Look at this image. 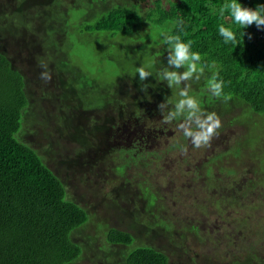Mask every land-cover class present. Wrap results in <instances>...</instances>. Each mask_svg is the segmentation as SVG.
<instances>
[{
  "label": "trees",
  "instance_id": "obj_1",
  "mask_svg": "<svg viewBox=\"0 0 264 264\" xmlns=\"http://www.w3.org/2000/svg\"><path fill=\"white\" fill-rule=\"evenodd\" d=\"M87 1L0 0V264H71L86 248H93L91 244L85 245L82 237L90 214L70 196L65 182L49 165L51 150L45 146L42 154L24 140L26 135L33 134L36 123L41 124L35 115L37 109L50 119L52 131L73 141L76 148L72 160L77 165L99 169L102 161L118 153L120 162L112 170L119 175L125 173L130 162L150 167L149 182L142 178L138 185L148 214L157 220L139 223L147 229L145 236H164L170 245L137 244L138 236L133 233L137 222L110 225L106 231L108 243L124 246L136 243L122 254L119 264H264L259 243L238 240L241 227L236 224L230 226L228 238H216L225 248L222 252L231 256L229 260L219 259L206 253H192L184 242L186 233L192 238H202L201 221L192 219L177 236L176 222L168 214L160 215L152 209L164 199L163 191L157 186V174H165L162 166H168L169 157L175 153L172 151L180 152L177 145L190 143L181 133L178 141L165 138L161 144L166 127L161 111L166 114L172 103L162 110L158 105L174 103L179 99L178 90L169 88L160 79L159 72L167 64L164 56L154 60L159 64L145 81L133 76L120 78L112 84H117L114 92L119 91V95L111 97L110 91L103 94L100 104H90L86 97L96 91L88 83L76 81L68 70L69 57L61 47L67 39V24L60 19L68 8ZM223 2L104 0L108 7L106 14L93 25L85 26L86 30L128 33L141 23L143 11H146V21L156 25L168 23L169 30L178 17L183 19V31L173 34L191 42L192 50L200 52L202 61L208 65L202 80L187 82L191 84V94L198 97L206 111L217 113L222 124L218 134L203 148L212 150L229 140L224 149L217 150L200 165L202 171L204 167L211 168L213 160H220L222 151L229 145L258 130L257 119L264 114V30H258L255 23L242 30L227 15L221 18L216 10ZM239 2L251 9L264 5V0ZM221 23L236 32L235 43H223L218 34ZM44 71L50 73V80L41 78ZM215 71H219V78L224 81V95L229 99L212 97L206 90V78ZM43 107H53L54 112L49 113ZM231 126L243 133L233 142L227 138ZM168 128L169 133L172 129ZM52 131L48 136L53 135ZM121 139L127 143L119 146ZM182 158L177 157V161ZM231 167L232 175L219 185L210 182L206 185L213 192L218 191L222 200L229 197L245 204L240 198L253 195L257 190L256 179L257 182L264 180V170L259 163L245 160ZM199 172L194 171L188 180L190 185L198 175L207 182L204 179L207 173ZM247 172H253L254 177H249Z\"/></svg>",
  "mask_w": 264,
  "mask_h": 264
},
{
  "label": "rangeland",
  "instance_id": "obj_2",
  "mask_svg": "<svg viewBox=\"0 0 264 264\" xmlns=\"http://www.w3.org/2000/svg\"><path fill=\"white\" fill-rule=\"evenodd\" d=\"M149 5L153 6V2ZM107 11L108 7L106 8L104 0H89L86 3L71 6L60 16V19L67 24L65 33L67 39L61 47L66 50L69 57L68 70L76 81L78 80L81 84L86 82L88 87L96 91L86 97L92 105L100 104L103 94H109L110 91L111 97L114 94L119 95V91L114 92L117 84L112 85L118 83V79L126 76L139 78L136 68L140 66L154 73V67L159 64L154 63V60L167 57L165 46L158 43L157 34L160 30L168 31L170 25L168 23L156 25L146 21V11L141 12L143 18L141 23L128 33L85 29V26L93 25ZM45 110L49 113L54 112L53 107ZM35 115L41 124L36 123L33 126V134L26 135L24 140L36 146L42 154H44L42 149L45 146L46 149L51 150L48 158L49 165L65 182L70 196L82 204L90 214V220L83 226L82 237H84L85 245L91 244L93 248H86L81 257L71 264H119L122 254L134 247L136 243L129 246L108 243L106 231L110 225H122L130 221L138 223L133 230V233L138 236L137 244L145 242L155 246L169 247L170 244L164 236H145L147 229L139 223L140 220L142 222L157 220L156 217L148 214L141 198L140 185H138L142 178L145 182H149L150 167L130 162L125 168V173L119 175L112 170V167L120 162L118 153L102 161L99 169L89 168L86 164L79 166L72 160L73 151L76 148L73 141L52 131V122L38 109ZM179 123L180 121L176 124L174 122L165 124L162 145L165 143V138L169 141H178L182 133L178 128ZM257 123L260 124L258 130L246 139L245 137L239 139L243 134L240 128L229 127L227 138H230V142H233L234 138L239 139V142L223 150L221 159L213 160L211 168L204 167L202 171L200 165L215 155L217 150L224 149L229 143L228 139L212 150L210 147L197 149L188 143V146H185L186 151H172L175 153L174 156L169 157V160L175 162L167 161L168 166H162L165 174L163 176L157 174L159 178L157 186L163 191L164 199L162 204L156 203L152 209L160 215L168 214L169 218L176 222L174 223L178 229L176 235L179 236L182 232L181 228L192 219L201 221L202 238H192L190 233H186L184 242L191 248L192 253H206L211 257L219 259L226 257L225 259L229 260L230 254L222 252L225 248L216 238L218 236L228 238V234L231 235L230 226L235 224L241 227L237 236L238 240L244 238L250 239V242L257 241L260 250L264 252V180L257 182L256 179L257 190L253 195L240 198L245 204L229 197H223L224 200H222L218 197V191L213 192L211 187L207 186L208 182L219 185L224 178L231 176V166L239 161H255L264 170V114L257 119ZM168 127L172 129L169 133ZM51 131L53 135L48 136ZM126 143L124 139H121L118 145ZM177 157H183V160L177 161ZM194 171L207 173L206 178L204 177L207 182L198 175L194 176L196 181L190 185L188 180L192 178ZM247 175L254 177L255 174L247 172ZM223 203L226 208L222 205ZM245 215L251 217L248 219Z\"/></svg>",
  "mask_w": 264,
  "mask_h": 264
},
{
  "label": "clouds",
  "instance_id": "obj_3",
  "mask_svg": "<svg viewBox=\"0 0 264 264\" xmlns=\"http://www.w3.org/2000/svg\"><path fill=\"white\" fill-rule=\"evenodd\" d=\"M216 12L221 18L227 15L232 24L239 29L243 30L255 23L258 30H264V5L251 9L243 7L239 0H224ZM183 27L184 21L178 17L172 22L170 30H160L157 34L158 43L165 46L164 50L167 52V64L159 72L160 79L166 81L169 88H176L179 96L174 103L168 101L158 107L162 110L168 103H172V107L166 114L161 111L163 122L171 124L174 121H180L178 128L183 137L190 141L194 148L199 149L210 144L222 124L217 113L206 111L198 97L191 94V84L187 82L199 81L204 77L208 65L202 61L200 52L192 50L191 42H185L179 34H173L177 30L183 31ZM218 34L224 44L237 41L236 32L223 23L218 27ZM136 73L139 74L140 81H145L148 76L153 75L143 66L137 67ZM41 78L50 80L51 75L44 71L41 73ZM206 90L212 97L230 98L224 95V81L219 78V71L212 72L206 78ZM177 147L180 151H186L184 145H177Z\"/></svg>",
  "mask_w": 264,
  "mask_h": 264
}]
</instances>
